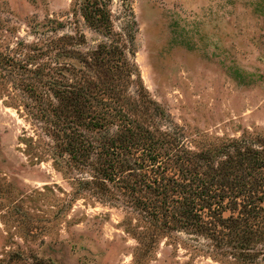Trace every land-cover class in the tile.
Returning <instances> with one entry per match:
<instances>
[{
    "label": "rangeland",
    "instance_id": "1",
    "mask_svg": "<svg viewBox=\"0 0 264 264\" xmlns=\"http://www.w3.org/2000/svg\"><path fill=\"white\" fill-rule=\"evenodd\" d=\"M109 6L0 0V264H264V0ZM54 80L91 102L57 150Z\"/></svg>",
    "mask_w": 264,
    "mask_h": 264
},
{
    "label": "trees",
    "instance_id": "2",
    "mask_svg": "<svg viewBox=\"0 0 264 264\" xmlns=\"http://www.w3.org/2000/svg\"><path fill=\"white\" fill-rule=\"evenodd\" d=\"M126 3L128 0H123ZM110 0H74V8L79 11L83 16L85 22L92 28L104 31L106 34L111 35L113 32ZM118 48L115 44H103L98 48L101 54L113 53ZM2 55H0V62ZM3 75H0V80ZM51 95L53 99L44 101L38 98V110L40 116L48 120L51 124L48 131H52L50 135L53 139L57 137V141L54 139V147L57 150L60 147L58 140L61 138L68 140V144L75 145L80 144L78 128L76 125L86 123V119L89 118V101L90 95L89 87H83L82 84L74 81L72 83L63 84L60 81H52L50 87ZM44 98V96H43ZM36 105V104H35ZM52 115V116H51ZM84 120V121H83ZM94 126H102V118L96 120L92 118L88 122ZM73 150V149H70ZM185 212L190 211L189 207Z\"/></svg>",
    "mask_w": 264,
    "mask_h": 264
}]
</instances>
